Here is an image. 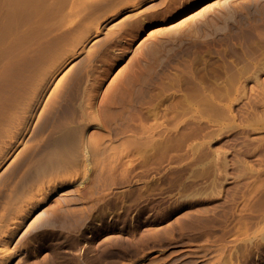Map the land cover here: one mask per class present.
<instances>
[{"label":"rangeland","instance_id":"rangeland-1","mask_svg":"<svg viewBox=\"0 0 264 264\" xmlns=\"http://www.w3.org/2000/svg\"><path fill=\"white\" fill-rule=\"evenodd\" d=\"M22 1L0 264H264V0Z\"/></svg>","mask_w":264,"mask_h":264},{"label":"bare ground","instance_id":"bare-ground-1","mask_svg":"<svg viewBox=\"0 0 264 264\" xmlns=\"http://www.w3.org/2000/svg\"><path fill=\"white\" fill-rule=\"evenodd\" d=\"M8 1H9V0H8ZM11 1H12V0H10V4L12 3ZM18 1H21V2L23 3L22 0H18ZM165 1H166V0H165ZM3 2H6V1H3ZM21 2H18V3H21ZM78 2H79V1H78ZM212 2H213V1H212ZM15 3L17 4V0H16ZM22 3H21V5H22V6H23V5L25 6L26 3H25V4H22ZM76 3H77V1H76ZM210 3H211V2H210ZM10 4H8V5L11 7L12 5H10ZM207 4H208V3H207ZM2 5H3V4H2ZM17 5H20V4H17ZM212 5H213V4H212ZM9 6H8V7H9ZM76 6H77V5H76ZM79 6L81 7V6H83V5H79ZM217 6H218V5H217ZM221 6H222V5H221ZM5 7H6V6H5ZM80 7H78V8H80ZM229 7H230V6H229ZM231 7H232V6H231ZM21 8H24V7H21ZM78 8L76 7V9H78ZM85 8H86V7H85ZM202 8H203V7H202ZM222 8H224V7H222ZM12 9H13V7H12ZM13 10H14V9H13ZM80 10H81V9H80ZM86 10H87V8H86ZM226 10H227V9H226ZM11 11H12V10H11ZM218 11H219V10H218ZM218 11H217V12H218ZM220 11H221L220 13L222 14V10H220ZM9 12H10V11H9ZM9 12L7 11V13H9ZM13 12H14V14H15V11H13ZM1 13H3V12H1ZM4 13H6V11H5ZM233 14H234V13H233ZM216 15H217V14H216ZM218 15H219V13H218ZM222 15H223V14H222ZM227 15H228V13H227ZM2 16H3V15H2ZM14 17H15V16H14ZM14 17H11V18H14ZM17 17H18V16H17ZM212 17H213V16H212ZM225 17H226V16H225ZM220 18H221V16H220ZM220 18H219V19H220ZM233 18H234V17H233ZM9 19H10V18H9ZM9 19H8V20H9ZM225 19H226V18H225ZM2 20H3V19H2ZM8 20H7V21H8ZM15 20H16V19H15ZM227 20H230V19L227 18ZM3 21H4V20H3ZM5 21H6V20H5ZM7 21H6V23H8ZM11 21H12V20H11ZM11 21H10V22H11ZM204 21H205V20H204ZM206 21H207V19H206ZM211 21H212V20H211ZM215 21H216V20H215ZM219 21H220V20H219ZM105 22H106V21H105ZM208 22H209V21H208ZM6 23H5V24H6ZM99 24H100V22H99ZM207 24H208V23H207ZM207 24H206V25H207ZM209 24H210V23H209ZM219 24H220V23H219ZM103 25H104V24H103ZM223 25H224V24H223ZM220 26H221V25H220ZM221 27H222V26H221ZM203 28H206V27H203ZM225 28H226V27H225ZM1 29H2V27H1ZM5 29H6V28H5ZM219 29H220V28H219ZM206 30H207V28H206ZM1 31H4V29L1 30ZM208 31H209V30H208ZM5 32H6V31H5ZM5 32H4V33H5ZM1 33H2V32H1ZM170 34H172V33H170ZM1 36H2V35H1ZM170 36H171V35H170ZM53 37H54V36H53ZM97 37H98V36H97ZM1 39H2V38H1ZM100 39H101V38H100ZM54 40H55V39H54ZM162 40H163V39H162ZM2 42H3V41H2ZM2 42H1V43H2ZM50 42H51V41H50ZM155 42H157V41H155ZM155 42H154V43H155ZM158 42H159V41H158ZM160 42L162 43V41H160ZM163 43H164V42H163ZM159 44H160V43H159ZM164 44H165V43H164ZM162 45H163V44H162ZM166 45H167V44H166ZM164 46H165V45H164ZM153 47H154V46H153ZM158 47H159V45H158ZM28 48H29V47H28ZM31 48H32V47H31ZM148 48L150 49V47H148ZM160 48H161V47H160ZM166 48H168V46H167ZM33 49H34V47H33ZM162 49H163V48H162ZM0 50H1V49H0ZM23 50H24V49H23ZM139 50H140V49H139ZM15 51H16V50H15ZM32 51H33V50H32ZM41 51H42V50H41ZM41 51H39V52H41ZM142 51H143V50H142ZM161 51H163V50H161ZM0 52H1V51H0ZM17 52H18V51H17ZM34 52H35V51H34ZM157 52H158V51H157ZM159 52H160V51H159ZM1 53H2V52H1ZM14 53H15V52H14ZM32 53H33V52H32ZM140 53H141V52H140ZM16 54H17V53H16ZM25 54H26V53H25ZM41 54H42V53H41ZM137 54H138V53H137ZM141 54H142V53H141ZM161 54H162V53H161ZM33 55H35V54H33ZM153 55H154V54H153ZM14 56L17 57L18 54H17V55L14 54ZM35 56H36V55H35ZM74 56H75V55H74ZM151 56H152V55H151ZM154 56H155V55H154ZM31 57H32V56H31ZM144 57L147 58L146 56H144ZM155 57H156V56H155ZM19 58H20V57H19ZM22 58H23V57H22ZM153 58H154V57H153ZM17 59H18V58H17ZM24 59H25V58H24ZM32 59H33V58H32ZM34 59H35V58H34ZM148 59H149V58H148ZM18 60H19V59H18ZM140 60H141V59H140ZM9 61H10V59H9ZM9 61H7V62H8L7 64H9ZM11 61H12V60H11ZM14 61H15V60L13 59L12 63H16V62H14ZM16 61H17V60H16ZM143 61H144V59H143ZM20 62L22 63V62H24V61H21V58H20ZM26 62H27V61H26ZM29 62H31V61H29ZM75 62H76V61H75ZM132 62H133V61H132ZM132 62H131V64H132ZM21 63H20V64H21ZM5 64H6V62H5ZM135 64H136V63H135ZM2 65H3V64H1L0 66H1V67H4V66H2ZM16 65H17V64H15V66H16ZM129 65H130V64H129ZM5 66H6V65H5ZM7 66H8V65H7ZM9 66H10V65H9ZM11 66H12V64H11ZM136 66H137V67H140V66H138V65H136ZM136 66H135V67H136ZM131 67H132V66H131ZM133 67H134V66H133ZM143 67H144V66H143ZM143 67H142V68H143ZM127 68H128V67H127ZM142 68L140 67V69H142ZM17 69L19 70V68H17ZM130 69H131V68H130ZM136 69H137V68H136ZM138 69H139V68H138ZM13 70H14V69H13ZM132 70H133V69H132ZM1 71H2V70H1ZM1 71H0V74L2 73ZM14 71L16 72L17 70H14ZM129 71H130V70H129ZM129 71H128V72H129ZM139 71H140V70H138V72H139ZM4 72H5V71H4ZM10 72H11V71H10ZM6 73H7V72H6ZM16 73H17V72H16ZM56 73H57V72H56ZM130 73H131V71H130ZM3 75H4V74H3ZM9 75H10V73H9ZM11 75H13V74H11ZM124 75H125V74H124ZM13 76H14V75H13ZM13 76H11V77H13ZM129 76H130V75H129ZM134 76H135V74H134ZM0 77L2 78V76H0ZM4 77H5V76H4ZM6 77H10V76H7V75H6ZM53 77H54V76H53ZM131 77H132V75H131ZM132 78H133V77H132ZM2 79H3V78H2ZM4 79H5V78H4ZM4 79H3V80H4ZM10 79H11V78H10ZM10 79H9V80H10ZM6 80H7V78H6ZM9 80H8V81H9ZM120 80H121V79H120ZM124 80H125V79H124ZM126 80H127V79H126ZM8 81H7V82H8ZM52 82H53V81H52ZM0 83H2V82H0ZM5 83H6V82H5ZM8 83H9V82H8ZM120 83H121V81H120ZM120 83H119V84H120ZM2 84H3V83H2ZM10 84H11V83H10ZM3 85H4V84H3ZM1 86H2V85H1ZM4 86H5V85H4ZM8 86H9V85H8ZM3 88H4V87H3ZM5 88H6V87H5ZM5 88H4V89H5ZM6 89H7V88H6ZM1 100H2V99H1ZM1 100H0V101H1ZM50 117H51V116H50ZM51 118H52V117H51ZM39 120H40V119H39ZM43 120H44V119H43ZM29 121H30V120H29ZM47 122H48V120H47ZM43 123H44V122H43ZM38 124H39V123H38ZM39 125H40V124H39ZM39 125H38V126H39ZM43 125H44V124H43ZM38 126H37V127H38ZM44 127H45V126H44ZM33 128H34V127H33ZM37 131H38V130H37ZM28 132H29V131H28ZM34 132H35V131H34ZM29 135H30V134H29ZM11 142H12V141H11ZM23 142H24V140H23ZM8 143H9V142H8ZM7 147H8V146H7ZM11 148H12V147H11ZM4 151H5V150H4ZM4 151H3V153H4ZM26 152H27V151H26ZM28 152H29V151H28ZM24 154H25V153H24ZM23 156H24V155H23ZM10 157H11V156H10ZM24 157H25V156H24ZM24 157H23V158H24ZM11 158H12V157H11ZM20 158H22V157L20 156ZM18 160H19V159H18ZM21 160H22V159H21ZM22 163H23V162H22ZM2 173H4V172H2ZM2 173H1V174H2ZM7 173H10V172H7ZM5 174H6V173H5ZM1 177H2V176H1ZM2 178H3V177H2ZM0 179H1V178H0ZM5 179H6V178H5ZM6 181H7V180H6ZM0 182H1V181H0ZM0 186H1V185H0ZM39 189H40V188H39ZM3 204H4V203H3ZM1 205H2V204H1ZM4 207H5V206H4ZM3 210H4V209H3ZM5 260H6V259H5Z\"/></svg>","mask_w":264,"mask_h":264}]
</instances>
